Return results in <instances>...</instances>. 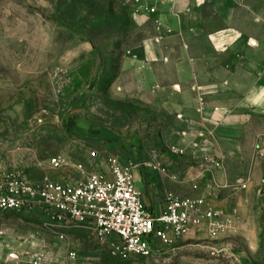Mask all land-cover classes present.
I'll use <instances>...</instances> for the list:
<instances>
[{"label":"rangeland","instance_id":"rangeland-1","mask_svg":"<svg viewBox=\"0 0 264 264\" xmlns=\"http://www.w3.org/2000/svg\"><path fill=\"white\" fill-rule=\"evenodd\" d=\"M147 2L0 0V176L76 180L78 164L97 169L91 164L99 157L97 142L158 155L170 150L163 134L171 116L130 96L127 73L110 88L122 56L152 32L133 19ZM53 156L68 166L51 168ZM223 212L234 216L229 230L190 234L150 257L125 261L88 230L56 227L38 209L0 211V233L11 241L33 239L38 246L31 251L57 264L66 257L97 264H264V199Z\"/></svg>","mask_w":264,"mask_h":264},{"label":"crops","instance_id":"crops-1","mask_svg":"<svg viewBox=\"0 0 264 264\" xmlns=\"http://www.w3.org/2000/svg\"><path fill=\"white\" fill-rule=\"evenodd\" d=\"M133 19L152 32L122 56L110 88L127 73L130 96L171 116L163 134L171 151L97 142L91 164L134 165L141 200L154 213L167 191L203 196L222 211L264 199V0H148ZM154 159L166 174L143 166ZM36 246L0 233V264H57L32 252ZM66 258L60 264H97Z\"/></svg>","mask_w":264,"mask_h":264},{"label":"built area","instance_id":"built-area-1","mask_svg":"<svg viewBox=\"0 0 264 264\" xmlns=\"http://www.w3.org/2000/svg\"><path fill=\"white\" fill-rule=\"evenodd\" d=\"M49 163L53 169L68 166L60 156L51 157ZM143 165L167 173L159 160ZM76 168L81 176L63 182L2 174L0 211L38 209L56 227L88 230L107 244L111 256L122 261L150 257L160 246H170L190 234L221 233L233 225L234 216L209 206L203 196L184 197L172 191L165 193L163 210L152 212L141 200L132 164L120 165L111 159L107 170L86 172L81 164Z\"/></svg>","mask_w":264,"mask_h":264}]
</instances>
